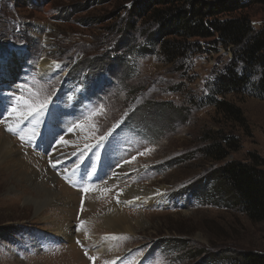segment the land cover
<instances>
[{"label":"rangeland","instance_id":"rangeland-1","mask_svg":"<svg viewBox=\"0 0 264 264\" xmlns=\"http://www.w3.org/2000/svg\"><path fill=\"white\" fill-rule=\"evenodd\" d=\"M137 1L143 0H0V53L11 46L26 50L17 73L6 79L0 72V85L6 87L0 95L7 90L32 107L46 104L16 132L7 129L20 125L0 115V135L12 136L17 155L32 166L30 152L42 157L44 151L33 143L32 121L45 131L51 121L66 125L65 114L73 112L80 127L67 125L65 142L53 152L61 166L38 170L39 181L61 190L59 202L54 199L42 216L24 207V197L18 199L25 188L7 190L0 175V264H238L244 254L264 253V221H252L210 177L231 161L253 158L264 164V98L251 85L221 90L219 78L235 48L218 37H167L176 45L171 50L180 51L168 57L151 38L157 25L149 12L130 14ZM243 1L241 12L256 28L263 27L264 4ZM42 58L54 61L59 71L40 75L36 66ZM218 141L231 144L225 156L209 153ZM105 160L109 166L100 178ZM87 164L101 182L115 173L130 177L117 187L107 182L97 193L73 176L78 167L85 172ZM133 184L164 191L140 198L142 203L123 202L129 232L104 225V207ZM65 227L86 247L55 233ZM94 244H103L105 253H92Z\"/></svg>","mask_w":264,"mask_h":264},{"label":"trees","instance_id":"trees-1","mask_svg":"<svg viewBox=\"0 0 264 264\" xmlns=\"http://www.w3.org/2000/svg\"><path fill=\"white\" fill-rule=\"evenodd\" d=\"M256 2L264 4V0ZM161 5L164 8H160ZM245 6L243 0H143L134 2L129 11L136 17L149 12L152 24L157 25L151 38L160 43L168 57H177L179 51L171 50L176 45L167 37L172 36L185 40L218 37L225 46H232L235 58L219 78L221 90L242 91L251 85L253 93L264 98V26L256 28L252 24L251 17L241 12ZM241 66L242 72L238 70ZM255 75L258 78L253 83ZM228 146L218 141L208 150L225 156ZM256 162L253 158L231 161L217 168L210 177L215 179L218 192L225 186L231 199L241 204L252 221H264V164ZM203 253L201 250L197 256ZM238 264H264V253L244 254Z\"/></svg>","mask_w":264,"mask_h":264},{"label":"bare ground","instance_id":"bare-ground-1","mask_svg":"<svg viewBox=\"0 0 264 264\" xmlns=\"http://www.w3.org/2000/svg\"><path fill=\"white\" fill-rule=\"evenodd\" d=\"M12 51H14L15 53L12 54L11 53ZM24 51H26V50L21 46H16L15 48L11 46L7 49L3 48L2 52L0 53V55L3 56V61H2V63H0V72H1V75L3 77L8 79L19 71V66H21L23 64V59L20 60V58H22ZM18 59H19V61H18ZM43 61H47V62H43ZM53 62L48 60V59L42 58L38 62V67L36 66V69L38 70L39 74L42 76H44V75L48 76L49 74L53 75V74L57 73L59 71V66L57 64H54ZM15 66H17L16 72L13 71ZM6 79H4V80H6ZM5 89H6V87L4 86V84L1 83L0 90H5ZM77 95H79V94H77ZM14 97H15V95H14ZM75 100H77V98H73V102ZM73 102H72V104H73ZM72 104H71V108L73 110L74 107H72ZM25 108H26V106L22 101L18 100L16 102L13 100V98L8 96L6 93H3L2 95H0V115H2V117L10 125L13 124L12 122L18 123L20 125L19 128L21 129V128H24L23 126H25L24 125L25 123L28 124L31 122V118H28ZM13 109H16V111L14 112ZM3 112H5V114H4L5 116H3ZM65 115L67 118H69V121L66 125L61 123L58 126L57 122L51 121V122H49L48 125H46L47 128L45 131L38 130L39 129V123H37V122L35 123V121H32V123L35 125V127H34L35 130L31 129V130H33L32 131L33 143L35 145H43V147H44L42 157H40V156L37 157L34 155L33 152H30L31 153V160L33 162V164H32L33 167L31 166V164L28 165V162L26 159L17 155V151H19V150H18L17 146L14 145L15 140L12 136L7 135V134H3V133L0 135V175H1V178L4 179V181L7 182V184H8L6 189L7 190L11 189V191H14V189H17L18 187L25 188L26 190L21 191V194H19L18 199L21 200L22 197H24L25 201H26V204L24 205V207H30L32 210H34V214L37 216L38 215L42 216V213L45 212L44 209L47 206L51 205L54 199L56 202H59V199H60L59 196L61 193V190L58 187L53 188V187L48 186V184H47L48 182L46 183L45 181H39L37 178L41 177V173L38 170H43V169L45 171L47 169L54 170V169H57L58 167H60L61 165H60L59 159L55 158V156H57V155H54V153H55L54 151H55V149L58 150L56 148V146L59 143L63 144L65 142V139L63 138L64 130L66 129L67 125H73V124H74V128H77L80 130V127H77V125L79 123H77L74 120L73 112L72 113H66ZM71 117H72V119H71ZM33 119H35V118H33ZM63 119H61V120H63ZM60 122H62V121H60ZM56 125L58 127H56ZM74 128H73V131H74ZM60 129H63L62 133H60ZM52 132H53V134H52ZM59 146H60V144H59ZM60 158H62V157H60ZM46 160H50L48 162L47 168H46ZM80 160L82 162H85V156L80 157ZM90 160H91V155H89V161ZM106 161L107 160H105V162L103 163L102 169L98 172V175L100 178H102V176L105 172V169L109 166L108 163H106ZM53 164H55L56 167H52ZM62 165L65 166L64 160L62 162ZM84 169H85V172L82 171V167H78L75 170V173L73 174V176L79 177L81 181L84 179V180H86V182H87V178H89L90 181H94L95 179H98V178H94L95 176H97V174L93 170H90V164H87L86 166H84ZM89 171H90L89 175H91V176L88 175ZM122 173L123 174L115 173L112 177H110L108 180H105L104 182L99 181V182H96L93 184L89 183V188L93 189L97 193H101V192H104L105 189L109 186V184L107 182H110L111 184H114V186L116 185V187H117L119 184L125 182L128 179V177H130L128 175V173H126V172H122ZM48 175H49V173H48ZM163 191L164 190H161V188H159V189L156 188L154 190L152 187H150L147 184H145V185L133 184V185H131V189H129V190H126V191L119 190L118 194L115 197V200L112 203L107 204L103 209V211L105 212V213L102 212L103 214H101L103 224L112 228V229L118 230V231L129 232L130 228L126 224V222H128V221L130 222V218H128L126 215L127 212L123 206V202H125L126 204H129L132 202H137V201L142 203L141 200H139L140 198H144L146 195H149V196L154 195L155 196V194H159ZM140 195H142V196H140ZM137 197H139V198H137ZM60 227H58V228H60ZM56 229H57V227H56ZM56 229H55V233L58 234L61 238L65 239L69 242L74 241L75 244H79L81 246L83 244H84V246H86L85 240L80 241L77 238H71V233H70L71 230L69 231L68 230L69 228L65 227V229H63L61 232H58ZM81 232H82V230H81ZM95 244L89 250L95 254H104L105 253L104 245L102 244V245L96 246ZM95 249H97V250H95Z\"/></svg>","mask_w":264,"mask_h":264},{"label":"snow or ice","instance_id":"snow-or-ice-1","mask_svg":"<svg viewBox=\"0 0 264 264\" xmlns=\"http://www.w3.org/2000/svg\"><path fill=\"white\" fill-rule=\"evenodd\" d=\"M2 61H3V56L0 55V63H2ZM17 99H20V98L17 97ZM25 104H26V106L30 109V110L27 112V116H32V115H34V114H37V115H38V114L42 113L43 110H44L45 107H46V104H43V103L40 104L39 107H32V105H29L27 102H25ZM13 111L15 112L16 109H13ZM69 130L71 131L72 129H69ZM8 131H10V132H16L17 129H16V128H13V127H11V126H9V127H8ZM20 139H21L22 141L25 140V136H24V135H20ZM28 139H31V137H29ZM52 167H56V165L53 164ZM90 259L95 260V257H90ZM158 264H159V262H158Z\"/></svg>","mask_w":264,"mask_h":264}]
</instances>
